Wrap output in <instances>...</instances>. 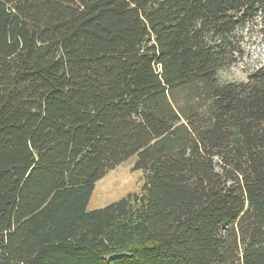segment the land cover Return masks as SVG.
Wrapping results in <instances>:
<instances>
[{
    "label": "trees",
    "instance_id": "16d2710c",
    "mask_svg": "<svg viewBox=\"0 0 264 264\" xmlns=\"http://www.w3.org/2000/svg\"><path fill=\"white\" fill-rule=\"evenodd\" d=\"M257 17L264 0H0V264H264V64L218 77ZM132 156L140 190L87 209Z\"/></svg>",
    "mask_w": 264,
    "mask_h": 264
},
{
    "label": "rangeland",
    "instance_id": "374dc122",
    "mask_svg": "<svg viewBox=\"0 0 264 264\" xmlns=\"http://www.w3.org/2000/svg\"><path fill=\"white\" fill-rule=\"evenodd\" d=\"M233 40L241 53L230 67L219 71L221 81H245L249 73L264 64V18L257 17L245 24L237 30ZM135 160L136 156L130 157L95 182L87 209L105 206L140 190L144 174L134 170Z\"/></svg>",
    "mask_w": 264,
    "mask_h": 264
}]
</instances>
